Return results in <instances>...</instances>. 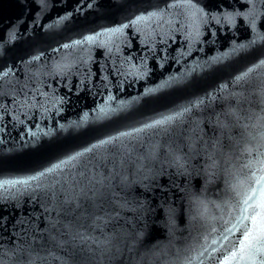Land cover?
Listing matches in <instances>:
<instances>
[{
  "label": "water",
  "instance_id": "water-1",
  "mask_svg": "<svg viewBox=\"0 0 264 264\" xmlns=\"http://www.w3.org/2000/svg\"><path fill=\"white\" fill-rule=\"evenodd\" d=\"M262 62L264 0H0V264H219Z\"/></svg>",
  "mask_w": 264,
  "mask_h": 264
},
{
  "label": "snow or ice",
  "instance_id": "snow-or-ice-1",
  "mask_svg": "<svg viewBox=\"0 0 264 264\" xmlns=\"http://www.w3.org/2000/svg\"><path fill=\"white\" fill-rule=\"evenodd\" d=\"M181 4L187 7L192 6V0H180ZM255 9V5H253ZM251 14H255L254 11L250 10ZM158 13H149L147 19H152L154 16H157ZM193 24L196 26V35H199V25L202 23V19L198 16L196 12L192 13ZM145 19L144 16H136L131 25H135L140 21ZM226 20L231 19V17H225ZM254 23V21H253ZM130 25L121 24L118 27L105 29V32L111 34H120L122 29L129 27ZM99 35V33H97ZM92 37L85 36L82 41H74L76 44L83 43L85 41H91ZM68 47V45H64ZM36 59V57H33ZM264 63V62H262ZM249 73L252 69L248 70ZM8 72H0V78L7 76ZM241 79V77H237ZM264 120V117L259 118ZM157 124L161 123L160 121L156 122ZM261 129H264V123L259 125ZM103 143V142H102ZM261 147H264V132H261L259 135V142L256 145L257 150ZM260 159L249 162V167H256L257 173H253L250 179L254 180V186H245V181H238V185L234 187H240L242 190L237 192V195L240 196V200L237 204L239 209V214L236 215L233 219L225 220L222 225L223 231L221 237L224 240H228L230 236L234 233L238 236V245H233L232 251L228 254L223 252L218 253V262L219 264H264V154H261ZM53 167H56L55 165ZM46 171H51L47 169ZM83 175V174H82ZM31 179H34L31 178ZM26 183L22 181H0V188H4L6 185L15 187L16 184ZM91 183V180H89ZM97 183H102V181H97ZM83 191V189H81ZM55 196V193L53 194ZM74 197L65 196L63 203L70 204ZM228 225H231L230 227ZM216 231V229H213ZM207 240V237L204 238ZM215 245L216 240L212 241ZM215 251V249H213ZM203 255V253H201ZM190 264V260H189Z\"/></svg>",
  "mask_w": 264,
  "mask_h": 264
}]
</instances>
